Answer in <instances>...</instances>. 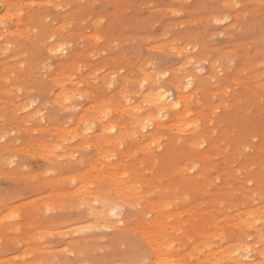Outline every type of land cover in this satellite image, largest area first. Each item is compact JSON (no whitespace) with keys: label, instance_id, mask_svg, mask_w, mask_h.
Listing matches in <instances>:
<instances>
[{"label":"rangeland","instance_id":"obj_1","mask_svg":"<svg viewBox=\"0 0 264 264\" xmlns=\"http://www.w3.org/2000/svg\"><path fill=\"white\" fill-rule=\"evenodd\" d=\"M158 220L179 264H264V0H0V264L153 262Z\"/></svg>","mask_w":264,"mask_h":264},{"label":"bare ground","instance_id":"obj_2","mask_svg":"<svg viewBox=\"0 0 264 264\" xmlns=\"http://www.w3.org/2000/svg\"><path fill=\"white\" fill-rule=\"evenodd\" d=\"M47 48H49V51H53L54 52V54H58V53H61L62 51H63V48H58V46H51V47H47ZM66 55V54H65ZM62 76V75H61ZM60 76V77H61ZM58 77H59V75H58ZM56 79H58V78H56ZM62 79H64V78H62ZM178 89H179V95H180V93H181V88H179L178 87ZM63 94H65V93H63ZM62 96L63 95H61V98H62ZM65 96V95H64ZM146 97H148L147 99H146V102H148L149 103V105H150V107H152L154 110H152V111H157V113H159V112H161V111H163V110H169V109H171V105L170 104H168V102H166V96H165V94H164V92H161L160 90H158L157 92H154V94H149V95H147ZM180 98V97H179ZM63 99H65V98H63ZM62 99H60V101H61ZM63 101V100H62ZM64 102V101H63ZM180 102V101H179ZM147 103V104H148ZM103 110V108H101V111ZM124 110V109H123ZM127 111V110H126ZM130 111H133L132 112V121L134 120V121H141V120H143V118H142V116L138 113V109L137 108H133L132 107V109L130 110ZM149 111H151V108H149ZM121 112H122V110H121ZM129 112V111H128ZM139 112H140V110H139ZM98 113H99V115H100V111H98ZM124 113V115H128L129 116V113H125V112H123ZM104 114V113H103ZM106 115H107V112H106ZM106 115H104V117L106 116ZM150 115V114H149ZM102 116V115H101ZM149 117L148 116H146L144 119H148ZM157 117H153V118H150V119H148V121L149 120H152V121H154L155 119H156ZM131 119V118H130ZM128 124H130V123H128ZM131 124H132V122H131ZM130 124V125H131ZM123 125V124H122ZM112 127V126H111ZM111 127H109V129L111 128ZM129 128H130V126H129ZM102 129L103 130H105V129H107V127H105L104 125H102ZM132 129V128H131ZM119 133V132H118ZM118 135H120V134H118ZM117 135V136H118ZM58 135L56 134V137H57ZM117 136H115L116 138H118ZM55 137V138H56ZM115 137H113V138H115ZM120 137H122V136H120ZM120 137H119V140H121L120 139ZM115 138V139H116ZM123 138V137H122ZM56 139H58V138H56ZM111 139V138H110ZM118 140V139H117ZM123 141H124V139H122ZM121 140V142H123ZM38 141H40V140H38ZM58 141V140H57ZM111 141L113 142V140L111 139ZM39 143V142H38ZM42 143V144H41ZM41 143H39V144H41V146L40 147H42V148H40V147H38V148H40V149H45V146H46V143H45V145H43V142H41ZM97 143V142H96ZM188 145H191V143H189V141L188 142H186ZM49 145H50V143H49ZM49 145H47V146H49ZM96 145H98L99 146V144L97 143ZM100 145H101V143H100ZM110 145V144H109ZM102 146V145H101ZM52 147V148H51ZM55 147V146H54ZM97 147V146H96ZM100 147V146H99ZM99 147H97V148H99ZM53 149V146H49V148L47 147L46 149H45V151L46 150H49V149ZM101 148H103V147H100V149ZM43 149V150H44ZM50 149V150H51ZM54 150V149H53ZM47 152V151H46ZM51 152H52V150H51ZM50 151H48V153H51ZM51 154H54V153H51ZM202 171L203 170H200V173H198V175L197 176H202L203 174H202ZM87 174V173H86ZM114 174H116V173H112L111 175H113L114 176ZM88 175V174H87ZM111 175H110V177H111ZM86 176V175H85ZM89 176V175H88ZM112 176V177H113ZM111 177V178H112ZM116 177H117V174H116ZM115 178V177H114ZM118 178V177H117ZM116 178V179H117ZM120 179V178H119ZM118 180V179H117ZM121 180V179H120ZM116 181V180H115ZM124 181V180H123ZM125 181H127V180H125ZM124 181V182H125ZM188 181V184H194L195 183V179L194 178H190V179H188L187 180ZM111 183H113V181L111 180L110 181ZM117 182V181H116ZM116 182H114V184L115 185H117L116 184ZM118 182H119V180H118ZM117 182V183H118ZM121 183H122V181H120ZM123 182V183H124ZM91 183V182H90ZM110 183V184H111ZM122 183V184H123ZM127 183V182H126ZM159 183H160V181H159ZM89 184V183H88ZM110 184H109V181H108V188H109V186H110ZM125 184V183H124ZM130 184V183H129ZM162 183H160V185H161ZM136 185V184H135ZM163 185V184H162ZM162 185H161V188H162ZM84 185H82V187H83ZM114 186V185H113ZM120 187V189H122L123 190V192L126 194V196H127V200L128 199H130L131 198V200H132V198H133V200L135 199L136 200V202H142V195H140L139 194V192L140 191H138V190H135V186H132V185H125L124 186V189H123V187H121L120 186V184L119 185H117V186H115L114 187V189L113 190H115V191H117L115 188H117V187ZM123 186V185H122ZM112 187V186H111ZM138 187V186H137ZM136 187V189H138ZM163 187H165V185L163 186ZM161 188H159V190L161 189ZM167 188H168V186H167ZM119 189V190H120ZM170 189V188H169ZM177 190H178V188H176ZM121 190V191H122ZM163 191H161V197H160V199H158L157 201H154V202H151L150 203V205H149V207L152 209V212H155V213H157V214H160V216L162 215L163 217H168V213H166V211L168 210V207H166V206H172V207H174V206H176L177 204V200H178V198H179V195H178V191L176 190V191H173L172 189H170V190H164V189H162ZM115 191H113V195L115 194L114 192ZM121 191H119V193H121ZM118 192V191H117ZM123 192H122V194H123ZM99 193V192H98ZM102 197H104L103 195H101ZM111 196H112V194H111ZM119 196V195H118ZM123 196H124V194L123 195H121V197H118V198H122L123 199ZM95 198V200L98 198V197H94ZM105 198V197H104ZM113 198H117V195L114 197L113 196ZM101 199V198H100ZM125 199V198H124ZM125 199V201L127 202V200ZM132 200V201H133ZM105 201H107L106 199H101V204L99 205L101 208H103L104 206H106L107 204H109V202L107 201L106 203H105ZM131 201V202H132ZM112 202L114 203V201L112 200ZM129 202V201H128ZM134 202V201H133ZM148 202H150V201H148ZM160 207H162V208H160ZM101 211H102V209L101 210H97L96 212H92V210L90 209V212L91 213H93V215H96V216H100V213H101ZM247 214V215H246ZM255 215L256 214H252V213H245L244 215H243V220H241L240 221V225H242V223H244V225H245V227H247V228H256V224H257V222H258V217L256 216V218H255ZM259 215H261V214H259ZM260 217V216H259ZM245 218V219H244ZM152 225H153V231H148V232H146L145 234H146V237L147 238H151L150 240H147L148 241V243L151 245H153V248H154V253H155V257H154V259H153V264H179V260H178V258L177 257H172V256H170V255H168L167 253V251H168V249H170V247H167V246H164V244H165V242H167V240L169 241V239H172V238H174V237H176L177 236V234H173L174 232H175V230H178V228H175V226H173V227H171V229H167V228H162L161 227V221L160 220H158V221H155V222H153L152 223ZM239 225V226H240ZM168 230V231H167ZM213 236L214 235H212V234H209V236H208V238H213ZM210 241V242H209ZM208 242L210 243V244H212V240H208ZM152 245H151V247H152ZM239 246V248H237V247ZM218 248H220V246H218ZM225 249V248H224ZM237 249V250H236ZM216 250V249H215ZM212 251L211 252V254H212V256L213 255H215V256H217V251ZM229 250V249H228ZM230 251H231V249H230ZM230 251L226 254V256H228L231 260H232V262H233V264H256V263H248L247 262V260H246V257H245V255H244V253L242 252V249H241V247H240V245L238 244H236L235 245V247H234V251L233 252H231V254H230ZM220 252V251H219ZM225 253V252H224ZM223 253V254H224ZM219 254V253H218ZM222 257V255L220 256V258ZM225 257V256H224ZM261 257H263L264 258V251H262L261 252ZM218 260H220L218 257H216ZM222 259V258H221ZM48 261V260H47ZM46 261V262H47ZM33 262H35V261H33ZM60 262V261H59ZM63 262V261H62ZM62 262H60V264H62ZM48 263V262H47ZM56 263V262H55ZM82 263V262H81ZM37 264V263H36ZM43 264V263H42ZM48 264H50V262L48 263Z\"/></svg>","mask_w":264,"mask_h":264},{"label":"snow or ice","instance_id":"obj_3","mask_svg":"<svg viewBox=\"0 0 264 264\" xmlns=\"http://www.w3.org/2000/svg\"><path fill=\"white\" fill-rule=\"evenodd\" d=\"M217 22H219V21H217ZM107 201H105V203H106ZM94 203L96 204V205H100L101 204V199L98 197L95 201H94ZM111 215H116V212L115 211H113L112 213H110ZM145 256H147V253H145ZM136 264H152V261H151V259L150 258H140L139 260H137L136 261Z\"/></svg>","mask_w":264,"mask_h":264}]
</instances>
